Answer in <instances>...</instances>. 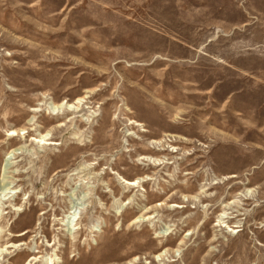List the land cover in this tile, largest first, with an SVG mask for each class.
Returning <instances> with one entry per match:
<instances>
[{
    "label": "rangeland",
    "instance_id": "374dc122",
    "mask_svg": "<svg viewBox=\"0 0 264 264\" xmlns=\"http://www.w3.org/2000/svg\"><path fill=\"white\" fill-rule=\"evenodd\" d=\"M6 245L0 264H264V0H0Z\"/></svg>",
    "mask_w": 264,
    "mask_h": 264
},
{
    "label": "bare ground",
    "instance_id": "6f19581e",
    "mask_svg": "<svg viewBox=\"0 0 264 264\" xmlns=\"http://www.w3.org/2000/svg\"><path fill=\"white\" fill-rule=\"evenodd\" d=\"M87 93H91V92H87ZM82 101H84V99L83 98H79V99H77V102H75L74 104L75 105H77V106H79V103H81ZM56 109L57 108H55L53 111H54V113H55V111H56ZM78 108L76 107V110H77ZM65 110H66V108H65ZM57 112V111H56ZM132 114V113H131ZM130 125H132V126H136V127H139L140 125L137 123V122H135V121H130ZM19 136V132L18 131H14V130H11L10 132H9V137H15V136ZM21 135V134H20ZM167 137H170V136H167ZM171 138H173V137H171ZM175 138V140H177V138L176 137H174ZM31 141H33V142H35V143H37V144H41V145H43V146H45V145H48L47 143H49V142H47V141H49V140H46V137L45 136H41V137H39V139H33V137L31 138ZM45 142H47V143H45ZM175 142V141H174ZM51 145V144H50ZM162 145V144H161ZM14 152V151H13ZM233 178H235V177H232L231 179H233ZM122 182L125 184V185H127V186H129V187H137L139 184H140V180H134V181H126V180H122ZM74 217V216H73ZM76 218V217H75ZM67 219H69V223L67 222V224L69 225V226H71L73 223H72V218H68L67 217ZM225 219V218H224ZM138 220L140 221V217L139 218H137V219H135L133 222H132V224H135V223H137L138 222ZM75 222H76V220H74ZM62 222L64 223V220H62ZM70 222H71V224H70ZM64 225V224H63ZM74 225V224H73ZM76 226H77V224H75L73 227L74 228H76ZM219 227H222L221 225L219 226ZM223 228V227H222ZM77 229V228H76ZM68 232V231H67ZM231 233H232V231H231ZM27 233L26 232H24V233H21V234H19V235H17V236H15V237H24L25 235H26ZM16 245V244H15ZM15 245H6V246H0V257L1 256H3V255H9L10 254V252H8V250L9 249H17V247H18V245L17 246H15ZM161 255H159V257H160ZM40 261H42L41 260V258H39V257H35V258H33L31 261H30V263H28V264H32L33 262H34V264H37V263H39Z\"/></svg>",
    "mask_w": 264,
    "mask_h": 264
}]
</instances>
